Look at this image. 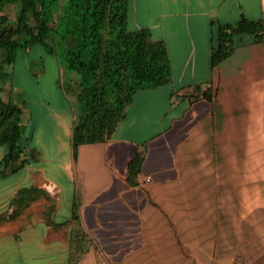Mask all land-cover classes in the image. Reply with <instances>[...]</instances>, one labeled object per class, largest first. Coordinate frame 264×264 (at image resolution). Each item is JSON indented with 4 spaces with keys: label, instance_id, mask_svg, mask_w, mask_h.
<instances>
[{
    "label": "crops",
    "instance_id": "crops-1",
    "mask_svg": "<svg viewBox=\"0 0 264 264\" xmlns=\"http://www.w3.org/2000/svg\"><path fill=\"white\" fill-rule=\"evenodd\" d=\"M131 1V28L165 44L170 80L136 91L105 141L78 145L74 157L76 116L9 81L0 88L4 102L22 106L24 147L3 166L0 145V264L264 263V39L238 42L210 64L216 24L241 16L264 24V0ZM70 81L65 91L78 99L79 76ZM43 120L53 125L45 140L66 197L47 176V155L37 160L27 144L24 123L43 142Z\"/></svg>",
    "mask_w": 264,
    "mask_h": 264
},
{
    "label": "trees",
    "instance_id": "trees-1",
    "mask_svg": "<svg viewBox=\"0 0 264 264\" xmlns=\"http://www.w3.org/2000/svg\"><path fill=\"white\" fill-rule=\"evenodd\" d=\"M10 5L19 9L13 20L4 13ZM129 12L130 0H0V88L10 81L8 67L16 50L34 43L43 44L50 53L56 52L55 44H61L66 69L79 76L78 101L84 111L76 115L72 128L74 157L78 145L102 142L110 136L136 91L170 80L165 44L152 40L147 28H131ZM213 39L211 66L228 57L238 42L262 41L264 24L245 16L234 23L219 22ZM204 95L211 99L209 92ZM21 113V105L0 98V145L7 147L3 166L24 151ZM142 156L138 152L129 161V182L138 173ZM27 161L22 159L20 165Z\"/></svg>",
    "mask_w": 264,
    "mask_h": 264
},
{
    "label": "rangeland",
    "instance_id": "rangeland-1",
    "mask_svg": "<svg viewBox=\"0 0 264 264\" xmlns=\"http://www.w3.org/2000/svg\"><path fill=\"white\" fill-rule=\"evenodd\" d=\"M18 10V7L10 5L4 8V13L7 14L10 20H13L18 14ZM132 12L133 2L130 7L129 18L132 15ZM59 14L60 11L54 13V24L57 22ZM129 26L131 27V20L129 22ZM47 41L50 44H55V42L50 41L49 39H47ZM55 47L56 52L52 53L48 52V49L40 43H34L27 49H17L15 52V60L13 64L8 67V70L11 71V78L9 81L10 88H26L27 97L30 96L39 98L40 96L43 99L48 98L46 101H48V104H50L51 106L58 107L59 104H61L63 110L65 112L69 110L72 118H74L77 114L83 113L84 110L81 107L78 99H76L75 95L67 94L65 89L71 88L70 78L72 75H76L77 73L66 69L64 65V57L62 55V45L55 44ZM168 86L170 85H164V87L162 88H169ZM33 88L41 89L40 92L34 93ZM52 88H60L62 91V95L60 96L58 91L54 92ZM23 119L26 121V115L23 116ZM42 123H46L45 125H40L41 132L43 128L46 130L45 132L43 131L42 134L43 142L39 141L37 131H32L29 123H24L25 132H32H30L27 144L29 145V148L35 147L36 150L33 154L36 155L37 160L43 159L40 158L42 154L47 155V160L45 161L47 176L63 183V188L65 190L64 195L66 197V189L68 187V184L65 180L64 174L59 170V162L57 161V157L53 156V149H50L49 146L53 142V140H45L46 135L48 139H50L53 125L50 123V120H43ZM66 123V119L58 121V126L64 127ZM58 126L56 125V129L58 128ZM39 142L43 143L45 146V150L43 153L41 150H39V147L37 145V143Z\"/></svg>",
    "mask_w": 264,
    "mask_h": 264
},
{
    "label": "built area",
    "instance_id": "built-area-1",
    "mask_svg": "<svg viewBox=\"0 0 264 264\" xmlns=\"http://www.w3.org/2000/svg\"><path fill=\"white\" fill-rule=\"evenodd\" d=\"M145 179H146V180H149V179H150V176H146Z\"/></svg>",
    "mask_w": 264,
    "mask_h": 264
}]
</instances>
